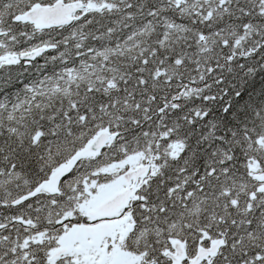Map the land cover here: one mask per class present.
Listing matches in <instances>:
<instances>
[{"label": "snow or ice", "instance_id": "1", "mask_svg": "<svg viewBox=\"0 0 264 264\" xmlns=\"http://www.w3.org/2000/svg\"><path fill=\"white\" fill-rule=\"evenodd\" d=\"M0 264H264V0H0Z\"/></svg>", "mask_w": 264, "mask_h": 264}]
</instances>
